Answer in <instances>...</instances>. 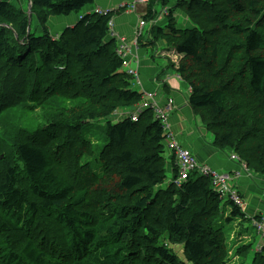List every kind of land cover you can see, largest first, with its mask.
<instances>
[{"label": "trees", "instance_id": "1", "mask_svg": "<svg viewBox=\"0 0 264 264\" xmlns=\"http://www.w3.org/2000/svg\"><path fill=\"white\" fill-rule=\"evenodd\" d=\"M95 1L31 0L38 34L23 9L0 0V264H237L220 225L225 207L229 221L262 215L224 205L196 172L180 187L167 183L166 137L151 110L114 121L144 96L109 39L113 16L89 14L50 35L51 15ZM169 3L149 0L145 21ZM180 8L195 28L155 27L149 45L167 38L183 56L177 74L214 145L264 175V0H178L168 20ZM45 110L40 123L26 116ZM101 121L98 152L82 134ZM261 247L248 263L252 244L238 247L240 264H264Z\"/></svg>", "mask_w": 264, "mask_h": 264}, {"label": "crops", "instance_id": "2", "mask_svg": "<svg viewBox=\"0 0 264 264\" xmlns=\"http://www.w3.org/2000/svg\"><path fill=\"white\" fill-rule=\"evenodd\" d=\"M133 2L134 0H96L92 6L86 7L83 12L72 13L67 16L60 15L53 17V15H51L47 27L52 37H58L65 30L74 28L83 16L91 13L95 8L111 9L116 8L122 3L130 4ZM177 2L178 0H170L167 8H174ZM11 3L14 7L23 9V11L27 13L29 21L31 0H12ZM145 9L146 8H141L137 12L115 11L113 14L114 26L112 34L122 38L116 40L118 44L120 42H125L129 46L128 57L126 59L127 65L123 70L128 71L135 67L139 71L141 80V86H135V90L144 95L152 96L154 101L162 107H167L169 100L173 101L172 110L168 112L171 131L174 134L175 139L185 148L189 149L199 163L208 165L217 171L230 173L239 171V166L231 161L232 150H221L214 145V138L212 139L209 137V131L203 125L200 117L194 113V110L189 104L191 87L177 74V67L175 66V61L182 59L183 56L178 54L172 47H168V43L164 42V40H159L150 46L149 41H151L153 37L152 31L150 38L147 41H144L142 39L143 37L137 39L136 30ZM177 11H180L183 14L181 9H177L175 13ZM50 21L54 23V26L56 27L54 33L50 31ZM163 21L164 18L159 17L155 23ZM185 22L191 26V29L195 28V24L191 20H188V18H185ZM155 23L153 26H155ZM153 26L151 29H153ZM32 28L38 29V33L41 34L39 20L33 13ZM148 29L147 31H149ZM111 38H113L112 35L109 36V39ZM156 45H159V48L157 47V50L154 53ZM142 46L147 47L149 50L141 48ZM120 113H124V111ZM171 157L172 155L170 154L169 158L171 159ZM170 171H172V167ZM253 176V178L245 176L239 178L236 182V189H238L243 198L242 206L246 207L245 214L247 217L257 215L264 216L263 189L259 187L260 185L264 186V176L263 178H257L258 176L255 175ZM167 182L169 183L170 179H168ZM255 192L258 193L257 196H259L261 200H254V198L257 197ZM244 196L250 198V201L247 204ZM242 238L245 237L242 236Z\"/></svg>", "mask_w": 264, "mask_h": 264}, {"label": "rangeland", "instance_id": "3", "mask_svg": "<svg viewBox=\"0 0 264 264\" xmlns=\"http://www.w3.org/2000/svg\"><path fill=\"white\" fill-rule=\"evenodd\" d=\"M163 8L164 7L161 4H159L156 7V9L158 10V13H159L158 16L162 13ZM180 9H181V11H183V14L185 16L180 11H177L175 13V19H173V21L172 20H168L167 16H164V15L163 16H159V17H163L164 21L163 22H158L155 25L164 28V27H168L170 24L173 23V24H175V26L177 28H180V29H191V26L186 24L185 18H188V20H191L193 22L192 18L189 16L187 9H185V8L184 9L180 8ZM83 11L84 10H82L81 12H83ZM152 26H153L152 22H147V26L145 28V31H144V34H143V38H142L144 41H147L150 38ZM49 28H50V31L52 33H54V31L56 30V27L54 26V23H52L51 21L49 23ZM147 29L149 31H147ZM168 31H169V29L166 28L165 32L167 34H168ZM163 40H164V42L168 43L167 38H164ZM157 47L159 48V45L155 46L154 53L156 52ZM168 47L171 48L170 45H168ZM141 48L147 49V47H145V46H142ZM147 50H149V49H147ZM179 62H181V59H179L178 61H175V64H176L175 66L177 68L179 67ZM133 87H135V86L133 85ZM59 112H60V110L57 111V113H59ZM54 114H56V113H54ZM45 115H46V110L45 111H35V113L33 115H31L30 113H26V116L28 118H38V119H40L39 123L41 122L42 117H45ZM19 118H20V113L16 112V113H14V115L12 117V121L14 122V120H19ZM120 120H124V119L119 118V116L114 118L115 122H118ZM104 127H105V122H103V121H101V122H89L85 126L86 131L84 132V134H82V136L85 137V138L88 136L91 139L95 140V141H92V143H93V146L98 149V152L101 151V143H99V141L102 138ZM209 137L213 139V136H212V134L210 132H209ZM165 152H166L165 153V158L167 160V166H166L167 167V176H168L167 180L168 179L171 180L172 173L170 171V169H171V160L169 158V155H170L169 154V150L166 148ZM3 156H4V154H1L0 158H2ZM236 164L239 165V163H236ZM253 175L258 176L257 178H263V176H264V175H261V174H257L255 172H253L252 170L248 169V173H244V175L240 176V178L244 177V176L248 177V178H253L254 177ZM237 180L233 181V182H235V186H236ZM165 185H166V183L163 184L162 187H165ZM259 187L261 189H263L262 190V194L264 195V186L260 185ZM257 194L258 193L255 192L256 196H257ZM244 199H245L246 204L250 201V198L248 196H244ZM256 199L257 200H261L259 196L254 198V200H256ZM263 199H264V196H263ZM227 201H228V199L226 198L224 200V205L227 203ZM229 207H230L229 205L225 207V212L223 213V216L220 219V225L224 226V230H225V233H226L227 238H228V245H229V248H230V257L232 258V261L237 262V264L242 263L244 261V259L242 257L237 256V248L240 247V246H245V245H251L252 244V251L246 257V262L248 263L249 261L252 260L254 253L257 252V251H260L262 249L261 246H262V243H264V235L263 234L259 235L257 233V229L253 225V223H249L246 220L242 221V219L240 217L233 218L232 220L229 221L228 218L231 216V209L229 210ZM243 209L245 211L246 207L244 206ZM260 221H262L263 224H264V216H261V220ZM242 236H244L245 238H242ZM171 247L174 249V251L181 258H184L183 247L182 246H173L172 245Z\"/></svg>", "mask_w": 264, "mask_h": 264}, {"label": "built area", "instance_id": "4", "mask_svg": "<svg viewBox=\"0 0 264 264\" xmlns=\"http://www.w3.org/2000/svg\"><path fill=\"white\" fill-rule=\"evenodd\" d=\"M148 0H136L134 4L129 5V10L134 11L137 9L138 5H145ZM126 5H120L118 9H126ZM95 14L102 16H110L113 13V10H102L100 8L95 9ZM167 13V12H166ZM112 24V22L110 23ZM144 27V22L141 23L140 27L137 30V35L142 33ZM129 46L125 43H121L118 48V55L123 59V65L126 66V59L128 57ZM129 76H131L134 85L141 86V80L139 72L136 68H131L128 70ZM147 100L138 104L136 110L132 114H128L133 121H138L139 116L145 110H152L155 116V119L162 124L164 135L166 136V142L169 150L175 155L177 160V166L179 168L178 178L175 180V183L178 186H181L184 182L189 179L191 172L198 171L200 174L210 177L213 181L214 188L217 192L223 196H229L235 203L234 195H238L236 191L232 190V181L228 179L229 174H219L209 167H203L198 164L196 159L192 156L191 152L181 146L175 139V136L171 132V126L169 123V113L168 110L171 109L173 103L172 100L169 101L168 108H162L157 102L153 101V97L148 95ZM235 158V157H233Z\"/></svg>", "mask_w": 264, "mask_h": 264}, {"label": "bare ground", "instance_id": "5", "mask_svg": "<svg viewBox=\"0 0 264 264\" xmlns=\"http://www.w3.org/2000/svg\"><path fill=\"white\" fill-rule=\"evenodd\" d=\"M233 162H235V163H239V159H238V157L235 155V160H232ZM246 165V164H245ZM245 165H238L239 166V171H241V172H239V171H237V172H234V173H229V175H228V179H230L232 182L235 180H237V179H239L240 178V176H243L244 175V173H248V168L245 166ZM233 185H234V187L235 188H237V186H235V182H233ZM234 198H235V201H236V204H238V205H243V198H242V196H240V195H234ZM243 207V206H242ZM257 216H261V215H257ZM253 225L256 227V229H257V233L260 235V234H263L264 235V224H263V222L262 221H258V220H253ZM262 246H264V243H262Z\"/></svg>", "mask_w": 264, "mask_h": 264}, {"label": "water", "instance_id": "6", "mask_svg": "<svg viewBox=\"0 0 264 264\" xmlns=\"http://www.w3.org/2000/svg\"><path fill=\"white\" fill-rule=\"evenodd\" d=\"M31 20H32V4H30L29 25H31Z\"/></svg>", "mask_w": 264, "mask_h": 264}]
</instances>
